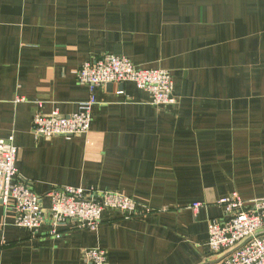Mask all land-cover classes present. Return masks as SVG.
I'll use <instances>...</instances> for the list:
<instances>
[{"label": "crops", "instance_id": "0c3cea01", "mask_svg": "<svg viewBox=\"0 0 264 264\" xmlns=\"http://www.w3.org/2000/svg\"><path fill=\"white\" fill-rule=\"evenodd\" d=\"M107 54L166 70L175 105L108 84L88 134L35 138L39 104L78 112L89 92L75 72ZM9 137L17 174L40 197L58 186L116 191L153 213L106 211L96 230L64 226L54 240L47 225L35 237L14 227L0 206V264H85L95 247L109 264H215L217 200L264 198V0H0V140Z\"/></svg>", "mask_w": 264, "mask_h": 264}, {"label": "built area", "instance_id": "2783aa9c", "mask_svg": "<svg viewBox=\"0 0 264 264\" xmlns=\"http://www.w3.org/2000/svg\"><path fill=\"white\" fill-rule=\"evenodd\" d=\"M76 81L87 88L89 97L81 103L78 112L62 116L57 111L43 114L42 105L32 117L31 133L35 138H74L88 134L95 92L108 84L130 83L146 92L153 106L175 105L174 85L170 74L163 69L136 68L126 57L112 54L84 62L75 72ZM21 100H16V103ZM17 148L12 137L0 140V206L12 214L14 227L28 230L35 237L43 225L49 226L47 236L59 240L61 228L96 230L101 215L106 211L119 212L124 219L142 218L152 214V208L137 203L116 191H100L68 186L53 187L45 196H39L31 182L17 174ZM44 199L49 204L42 206ZM224 215L208 224V249L217 258L215 264H264V198L242 200L234 192L217 200ZM203 205L193 204L196 213ZM0 223V233L5 228ZM5 241L0 240V248ZM85 264H109L107 252L99 247L82 251Z\"/></svg>", "mask_w": 264, "mask_h": 264}]
</instances>
